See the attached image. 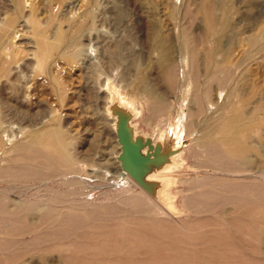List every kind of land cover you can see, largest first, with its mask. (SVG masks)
Returning a JSON list of instances; mask_svg holds the SVG:
<instances>
[{"label": "rangeland", "instance_id": "obj_1", "mask_svg": "<svg viewBox=\"0 0 264 264\" xmlns=\"http://www.w3.org/2000/svg\"><path fill=\"white\" fill-rule=\"evenodd\" d=\"M122 118L170 166L123 174ZM0 148V264H260L264 0H0Z\"/></svg>", "mask_w": 264, "mask_h": 264}, {"label": "bare ground", "instance_id": "obj_2", "mask_svg": "<svg viewBox=\"0 0 264 264\" xmlns=\"http://www.w3.org/2000/svg\"><path fill=\"white\" fill-rule=\"evenodd\" d=\"M42 39H40V41H41ZM43 42V44H44V40H42L41 42H40V44ZM42 45V44H41ZM41 47V46H40ZM44 47V46H43ZM184 47H185V45H184ZM186 47H187V51H188V55L193 59V69L195 70L196 69V64H197V61H196V58H197V53H198V51H197V48H196V46L190 41V38H189V36H187V41H186ZM42 49V48H41ZM44 49V48H43ZM45 50V49H44ZM41 51V50H40ZM42 53V52H41ZM45 53V52H44ZM44 56V55H43ZM176 70H177V67L175 66V65H173V66H171L170 67V69L168 70V73H170V74H172V73H175L176 72ZM218 70H219V67H217V68H215V70H214V74H217L218 73ZM176 74V73H175ZM171 76V75H170ZM224 80V79H223ZM206 95H208V91H207V93H206ZM203 97V96H202ZM112 98H113V106H112V108L114 109V110H117V111H120L121 113H123V112H126V108L124 107V105L123 104H121L117 99H118V94L116 93V92H112ZM205 99V98H204ZM201 101V100H200ZM154 108H156V109H159L160 110V108L162 107V105H161V103L160 102H158V101H155L154 102ZM164 107H166V106H164ZM165 117V116H164ZM240 115H235V117H233L231 120L233 121V120H236V119H240ZM166 118V117H165ZM160 120H161V118H160ZM163 120V119H162ZM165 120V119H164ZM160 124V123H159ZM117 126H118V129H117V133H118V135H119V140H120V143H121V153L119 154V156H118V158H119V160L121 161V166H122V168H123V174H129L130 176L131 175H135L136 177H138L140 180H141V178L142 177H144V175H145V173H148V175L146 176L147 178L149 177L150 178V175H151V173H154V172H156V171H152V168H151V163L152 162H155L156 163V166H159V167H161V168H163V167H166V166H170V161L172 160V159H174L175 158V155H170L169 153L166 155H162V156H159V154H160V150L161 149H159L158 148V145H156L157 146V148L155 149V153H154V156H152L151 155V153H148V150H147V148H146V146L143 144V142L141 141V140H138V136H137V134H136V132H135V130H134V128H133V126L130 124V121H128V120H124L123 118L122 119H120L119 120V122H118V124H117ZM162 127H164V125L162 126ZM248 129V128H247ZM246 129V130H247ZM163 130V129H162ZM54 133V132H53ZM239 133H240V131H239ZM161 134L162 135H160V139H159V142H160V144L162 145V146H164V148H165V151H173V153H174V151L176 150L175 148V146L176 145H170V144H167V142L165 141V137H164V134H163V131L161 132ZM50 135H52V133L50 134ZM49 138H50V136H48ZM48 138V140H50ZM52 138V137H51ZM51 141H52V139H51ZM45 143L46 145H50L51 147V150H52V148L54 147V146H56V143L54 142V143H49V141H47V138H46V140L44 139V137H37L36 139H35V141H34V143ZM225 143L226 144H230V148L229 147H226V148H228V149H230L232 152H233V156H234V159L233 160H235V163L238 165V166H240V167H243V168H247V164H248V159H249V155H248V152H249V146L246 144V145H233V143H232V141L230 142V141H225ZM2 145H3V143H2ZM35 146V145H34ZM205 146L208 148L209 146H210V144L209 143H206L205 144ZM3 147V146H2ZM49 147V146H48ZM39 148V147H38ZM225 148V149H226ZM1 149V148H0ZM4 149V148H3ZM2 149V150H3ZM227 149V150H228ZM38 150V149H37ZM1 151V150H0ZM30 151V150H29ZM39 151V150H38ZM55 151V150H54ZM230 151V152H231ZM8 152V151H7ZM229 152V151H228ZM44 153V152H43ZM54 153H56V152H54ZM5 154V153H4ZM30 154H31V152H30ZM67 155L68 154H66V153H64V154H62V158H64V159H66V157H67ZM33 156V155H32ZM170 156H171V158H170ZM158 158V159H157ZM170 158V160L168 161V159ZM50 160V159H49ZM61 160V159H60ZM62 161V160H61ZM68 161H66V163H67ZM163 162H167V163H163ZM174 162V161H173ZM232 162V161H231ZM224 164V163H223ZM55 165V164H54ZM229 167H230V165H229ZM121 169V168H120ZM231 169V168H230ZM159 170V169H158ZM234 170H236L235 168H234ZM241 171V170H240ZM260 171V170H259ZM263 171V170H262ZM231 172V171H230ZM239 172V171H238ZM261 172V171H260ZM6 173V172H5ZM67 172H65V174H66ZM4 174V173H3ZM229 174V173H228ZM241 174V173H240ZM259 174H262V173H259ZM264 174V173H263ZM57 175H59V174H57ZM232 175V174H231ZM247 175H249V174H247ZM250 176V175H249ZM259 177V176H258ZM263 177H264V175H263ZM256 178V177H255ZM254 179V178H253ZM258 179V178H257ZM261 179H262V176H261ZM142 181V180H141ZM147 181H151L150 179L149 180H147ZM143 182V181H142ZM157 182V181H156ZM167 182H168V180H165V181H163V182H158V184H155L152 188H151V190H152V192L156 195V196H158L161 200H163L165 203H166V205H168L169 207H174V200H175V198H174V195H172L171 194V192L172 191H170V190H168V188L167 187H165V185L167 184ZM159 200V199H158ZM4 202V201H3ZM175 202H176V200H175ZM34 204V203H33ZM164 204V203H163ZM11 207V206H10ZM13 207V206H12ZM263 207V206H262ZM18 208V207H17ZM176 209V208H175ZM20 211V210H19ZM177 211V210H176ZM228 211V210H227ZM226 211V212H227ZM257 213V212H256ZM247 215H248V213H247ZM257 215V214H256ZM250 217V216H249ZM254 217H255V214H254ZM254 217H252V218H254ZM217 218V217H216ZM256 218V217H255ZM219 219V218H218ZM217 219V220H218ZM216 220V221H217ZM256 220V223L258 224V227H256V231H258V232H261V228H262V226L261 225H263L264 224V212L263 213H261V215H258V218H256L255 219ZM254 220V221H255ZM256 223H254L255 225H256ZM257 226V225H256ZM254 230V229H253ZM252 231V230H251ZM247 233L248 232H246V235H247ZM251 233V232H250ZM262 233V232H261ZM191 234V233H190ZM190 234H188V235H190ZM213 233H210V235H212ZM254 234V233H253ZM252 234V235H253ZM260 234V233H259ZM192 235V234H191ZM252 235H249V237L250 236H252ZM256 235V234H255ZM208 236V235H207ZM213 236V235H212ZM225 236V235H224ZM187 237H189V236H187ZM186 237V238H187ZM228 237V236H227ZM181 238V237H180ZM190 238H191V236H190ZM201 238H202V236H201ZM216 238H218V236L216 237ZM229 238L231 239V237L229 236ZM252 238V237H251ZM254 238H256L257 239V236L255 237L254 236ZM178 239V238H177ZM196 239V238H195ZM249 239V238H248ZM248 239H244V241L246 240H248ZM260 239H261V237H260ZM185 240V239H184ZM196 240H198V239H196ZM200 240V239H199ZM202 240V239H201ZM239 240H241V239H239ZM253 240V239H252ZM255 240V239H254ZM190 241H192V240H190ZM189 241V242H190ZM233 241V240H232ZM231 241V242H232ZM242 241V240H241ZM243 241V243H245ZM250 241V240H249ZM257 241V240H256ZM262 241V240H261ZM207 242H208V240H207ZM206 242V243H207ZM215 242V241H214ZM263 242V241H262ZM186 243V242H185ZM205 243V244H206ZM211 243V242H210ZM216 243V242H215ZM235 243V242H234ZM240 243V242H239ZM242 243V242H241ZM249 243H251V241L249 242ZM248 243V244H249ZM264 243V242H263ZM187 244H189V243H187ZM186 244V245H187ZM236 244V243H235ZM257 244H259V243H257ZM211 245V244H210ZM215 245V244H214ZM230 245V244H229ZM250 245V244H249ZM198 246V245H197ZM206 246V245H205ZM207 246H209V245H207ZM216 246V245H215ZM237 246V245H236ZM245 246H247V245H245ZM174 247V246H173ZM172 247V248H173ZM175 247H177V246H175ZM179 247V246H178ZM193 247V246H192ZM199 247V246H198ZM213 247V246H212ZM221 247V246H220ZM258 249H256L255 248V250H257V252H261V253H263L264 254V246H262V245H258ZM10 248V247H9ZM165 248V247H164ZM182 248V247H181ZM200 248H202V247H200ZM208 248H210V247H208ZM222 248H224V246H222ZM227 248V247H226ZM247 248L249 249V247L247 246ZM184 249V248H183ZM213 249V248H212ZM216 249H219V247H217ZM215 249V250H216ZM225 249V248H224ZM224 249H222L223 250V252H224ZM228 249V248H227ZM250 249H251V246H250ZM1 250V249H0ZM174 250V249H173ZM178 250H180V248L178 249ZM184 250H186V249H184ZM190 250V249H189ZM204 250V249H203ZM175 251V250H174ZM183 251V250H182ZM205 252H206V249L204 250ZM219 251H221V249H219L218 250V252ZM226 251H228V250H226L225 249V252ZM251 251H253V249L251 250ZM184 252V251H183ZM185 252H188V249H187V251H185ZM196 252V251H195ZM201 252H203V251H201ZM211 252H213V251H211ZM210 252V253H211ZM224 252V254H226ZM241 252V251H240ZM168 253H170V252H168ZM174 253V252H173ZM176 253V252H175ZM175 253H174V255H175ZM180 253V251L178 252V254ZM192 253V252H191ZM221 253H222V251H221ZM239 253V252H238ZM243 253V252H242ZM241 253V254H242ZM251 253V252H250ZM261 253H259V254H261ZM172 254V253H171ZM170 254V255H171ZM183 254V253H182ZM188 253H186L185 255H187ZM197 254V253H196ZM203 254V253H202ZM202 254H200L202 257L205 255H202ZM206 254H208L209 255V252H207ZM215 254V253H214ZM228 254H230V253H228ZM232 254V253H231ZM240 254V253H239ZM244 254V253H243ZM253 254V253H252ZM164 255H169V254H167V253H165ZM163 254H162V257L164 256ZM170 255L168 256V257H170ZM184 255V256H185ZM190 255V254H189ZM197 255H199V254H197ZM207 255V256H208ZM216 255V254H215ZM234 255V254H233ZM159 256V255H158ZM157 256V257H158ZM166 256H164L165 258H167ZM176 256H178V255H176ZM191 256V255H190ZM223 256V255H222ZM147 257H149V256H147ZM161 257V258H162ZM172 257V256H171ZM180 257V256H179ZM178 257V258H179ZM189 257V256H188ZM194 257H196V255L194 256ZM202 257H201V259L199 260V258H200V256H199V258L198 257H196V258H194L193 260H194V262L195 261H206V260H204V259H206V258H204V259H202ZM209 258H211L210 256H208ZM224 257H227L226 255H224ZM229 257V256H228ZM227 257V258H228ZM235 257H238V255H236ZM235 257H233V258H235ZM249 257V256H248ZM161 258H156L160 263H163L164 264V262H161V260H159V259H161ZM184 258V257H183ZM192 258H193V256H192ZM197 258H198V260H197ZM217 258V257H216ZM229 258H232V255L229 257ZM239 258H241V257H239ZM238 258V259H239ZM250 258H252L251 256H250ZM250 258H248V259H250ZM132 259V258H131ZM155 259V260H156ZM164 259V258H163ZM180 259V258H179ZM242 259H244V256H243V258ZM137 259H135V261H136ZM139 260V259H138ZM137 260V261H138ZM142 259H140L139 260V264H140V261H141ZM145 260V259H144ZM144 260H142L141 262H143ZM146 260H148V259H146ZM165 260H167V259H165ZM164 260V261H165ZM170 260V259H169ZM181 260V259H180ZM185 260H186V258H185ZM209 260V259H208ZM220 260V259H219ZM218 260V261H219ZM236 260V259H235ZM256 260V259H255ZM172 261H173V258H172ZM182 261V260H181ZM180 261V262H181ZM188 261H190V260H188ZM212 261V260H211ZM210 261V262H211ZM224 261H226V258L224 259ZM250 261V260H249ZM251 261H253V259L251 260ZM257 261V260H256ZM262 262L264 261V257H263V259L261 260ZM133 262V261H132ZM144 262H146V261H144ZM153 262V261H152ZM199 262H197L198 264H200ZM221 262H222V260H221ZM228 262V261H227ZM230 262H232V260L230 261ZM261 262V263H262ZM130 263V262H129ZM128 263V264H129ZM149 263V262H148ZM155 263V262H154ZM167 263V262H166ZM215 262H211V264H214ZM226 263V262H225ZM229 263V262H228ZM240 263V262H239ZM254 263V262H253ZM255 263H257V262H255ZM260 263V264H261ZM264 263V262H263ZM262 263V264H263ZM134 264V263H133ZM136 264V263H135ZM146 264V263H145ZM150 264H153V263H150ZM181 264H182V262H181ZM205 264H209V263H205ZM231 264H233V263H231ZM243 264V263H242ZM249 264V263H248Z\"/></svg>", "mask_w": 264, "mask_h": 264}]
</instances>
